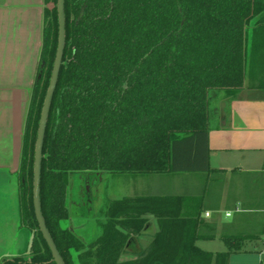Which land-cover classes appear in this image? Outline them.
I'll list each match as a JSON object with an SVG mask.
<instances>
[{"label":"trees","instance_id":"16d2710c","mask_svg":"<svg viewBox=\"0 0 264 264\" xmlns=\"http://www.w3.org/2000/svg\"><path fill=\"white\" fill-rule=\"evenodd\" d=\"M56 1L44 0L53 8L44 10L43 68L32 88L17 175L21 220L35 236L30 255L0 264H54L33 212L32 163L56 50ZM64 14L63 64L40 177L41 212L64 263L74 264L77 253L78 264H119L130 250L141 257L138 264H227L237 251L234 242L222 254L198 249L196 218L165 208L178 198L111 202L101 235L86 250L62 221L75 215L69 196L74 174L212 171L208 134L217 101L243 88L254 66L264 71V0H65ZM146 215L159 230L143 251L135 237Z\"/></svg>","mask_w":264,"mask_h":264},{"label":"crops","instance_id":"0c3cea01","mask_svg":"<svg viewBox=\"0 0 264 264\" xmlns=\"http://www.w3.org/2000/svg\"><path fill=\"white\" fill-rule=\"evenodd\" d=\"M43 5V0H0L1 260L6 254L23 255L20 250L24 236L20 227L26 225L19 217L18 162L28 78L39 67L37 52L46 8ZM252 78L256 79L255 83ZM261 79L264 74L254 66L245 77L243 88L226 93L217 101L208 134L211 172L116 175V181L120 182L116 196L105 206L88 210L81 234L72 221L62 227L79 235L86 250L101 235L107 221L106 208L111 202L134 197L178 198L174 207L165 208L179 212L182 218H196L198 249L222 254L228 251L227 242L233 241L237 251L229 254L227 264H264V83ZM221 103L225 105L224 118L220 117ZM12 196L16 203L14 221L10 208ZM143 218L146 224L135 238L140 249L147 251L159 225L152 215ZM192 224L187 225L188 234ZM115 229L124 232L120 225ZM76 256L73 253L74 264H78ZM140 259L127 250L119 256L118 263L138 264Z\"/></svg>","mask_w":264,"mask_h":264},{"label":"water","instance_id":"95a60500","mask_svg":"<svg viewBox=\"0 0 264 264\" xmlns=\"http://www.w3.org/2000/svg\"><path fill=\"white\" fill-rule=\"evenodd\" d=\"M64 1L65 0H57L55 6L56 9V16H57V43H56V50H55V56L52 64V69L50 73V78L48 81V86L45 92V96L42 102L40 116L38 120V126L36 131V138L34 142V149H33V163H32V206H33V212L35 216V220L37 222L38 231L42 235L49 251L52 257V262L54 264H65L62 257L60 256L49 232L46 228L44 218L41 212V204H40V177H41V160H42V149H43V142H44V136H45V130H46V124L48 119V114L52 102V98L54 95V91L57 85L58 76L60 68L63 64L62 58H63V51L65 46V14H64ZM44 6V5H43ZM45 7V6H44ZM45 9V8H44ZM45 21H44V14H43V20L41 25V36H40V46L38 48V54L37 59L40 62V56L42 51V44H43V30L45 27ZM43 68V63H39L38 69L41 70ZM37 69V70H38ZM37 70L34 71L33 75L28 78L27 88L29 91V96L26 103V113H25V120L23 122L22 127V140H23V134H24V128H25V122H26V116L28 112V107L31 99V93L32 88L34 85V81L36 78ZM36 72V73H35ZM224 103H221L220 105V117L224 118ZM22 150V145H21ZM20 158H21V151H20V157L18 162V169L20 164ZM35 236V231L32 230L27 238L26 243V249L23 253L24 256H28L31 253L33 240ZM5 258H12L13 254L11 255H4ZM1 261V259H0Z\"/></svg>","mask_w":264,"mask_h":264},{"label":"rangeland","instance_id":"374dc122","mask_svg":"<svg viewBox=\"0 0 264 264\" xmlns=\"http://www.w3.org/2000/svg\"><path fill=\"white\" fill-rule=\"evenodd\" d=\"M44 3V0H43ZM44 6H46L45 9L51 10L53 8V3H44ZM44 9V10H45ZM253 70V69H252ZM255 71H252V73ZM261 72L264 74V71L261 70ZM256 80V79H255ZM253 78L251 81L255 83ZM262 83H264V79ZM259 82V80L257 81ZM29 96V91H28ZM119 174H112V173H101V174H74L71 178V186L69 191L70 199L72 200L71 206L72 211L75 213L72 220L69 221H62V226H67L70 221H72V226L78 230V233L83 232V220L87 217V211L89 209H95L102 206H105L108 201L111 199V197L116 196V188L118 187V184L120 182H117V176ZM12 186L14 185V180L11 181ZM120 187V185H119ZM118 190H121L119 188ZM12 202L10 203L11 211V218L12 221L15 220V198L14 196L11 197ZM7 207L5 206V209ZM87 214V215H86ZM95 215V214H94ZM92 215V216H94ZM19 217L21 220V213H20V202H19ZM88 218V217H87ZM22 221V220H21ZM23 223V222H22ZM24 224V223H23ZM21 225V224H20ZM25 225V224H24ZM22 228V235L24 236V244L21 251L25 252V242L27 241V237L29 235V230L26 227H20ZM13 247V246H12Z\"/></svg>","mask_w":264,"mask_h":264},{"label":"flooded vegetation","instance_id":"af4514ba","mask_svg":"<svg viewBox=\"0 0 264 264\" xmlns=\"http://www.w3.org/2000/svg\"><path fill=\"white\" fill-rule=\"evenodd\" d=\"M39 70V69H38ZM38 70H37V72H38Z\"/></svg>","mask_w":264,"mask_h":264}]
</instances>
